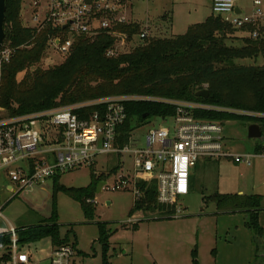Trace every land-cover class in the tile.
Wrapping results in <instances>:
<instances>
[{
	"label": "trees",
	"instance_id": "obj_1",
	"mask_svg": "<svg viewBox=\"0 0 264 264\" xmlns=\"http://www.w3.org/2000/svg\"><path fill=\"white\" fill-rule=\"evenodd\" d=\"M23 1L6 0L4 43L13 52L1 69L0 107L7 115L28 114L112 96L158 97L264 112V65L235 63L240 59L264 56V34L252 39L245 35L250 33L251 27L243 29L246 31L243 34L244 31L233 28L220 16L211 13L204 21L190 25L183 34L139 38L140 26L132 22L121 25L118 30L125 33L131 42L138 37L137 43L124 47L116 57L105 54L107 48L115 43V38L107 34L81 35L74 40L61 63L41 68L38 64L53 29L46 27L36 32V29L24 26L21 18ZM161 19L165 23L171 21L168 13ZM228 40L240 45H229ZM20 73L23 77L18 79ZM204 87L208 90V97L195 96ZM124 107L126 119L116 129L120 147L128 143L135 128L152 118L173 116L176 111L172 104L142 99L125 101ZM94 109V106H89L75 110V113L86 117ZM194 115L213 121L247 119L258 123L264 135L262 119L210 111H196ZM119 166H114L107 174H116ZM60 175L51 178L53 202L57 190L63 189L79 200L89 217L94 205L86 200H93L98 183L105 181L107 175L91 171L89 185L80 188H63L57 183ZM139 188L141 196L134 199L130 214L156 210L167 215L174 213L173 206L157 203L155 180L142 181ZM209 199L216 202L218 209L245 213V226L254 233L256 242L262 238L260 196L231 193L215 194ZM98 225L101 231L99 240L105 251L107 234L103 223ZM18 231L22 242L50 238L54 245L68 243V240L60 238L55 210L48 219ZM103 264H109L105 254Z\"/></svg>",
	"mask_w": 264,
	"mask_h": 264
},
{
	"label": "built area",
	"instance_id": "obj_2",
	"mask_svg": "<svg viewBox=\"0 0 264 264\" xmlns=\"http://www.w3.org/2000/svg\"><path fill=\"white\" fill-rule=\"evenodd\" d=\"M31 1L34 25L28 26V21L23 25L36 32L51 27L53 34L48 41L61 54L67 55L74 40L81 35L107 34L115 38V43L106 50L107 57H116L131 44L118 27L137 21L132 15L136 0H44L42 5L40 1ZM263 5L262 0H252L251 11L245 13L236 11L235 0H212L211 10L233 28L251 27L249 36L257 39L264 34ZM143 25L139 24V38L149 36L147 24ZM12 52L8 44L3 43L0 47V88L1 69ZM139 99L174 105L175 114L167 117L173 124L149 129L143 146L134 147L129 139L120 147L116 129L126 119L124 102ZM89 106L95 109L86 117L75 113V110ZM196 111L224 112L264 120V112L144 96H112L28 114H5L0 117V174L9 180L6 190L16 195L57 174L92 165L100 154L128 155L132 162L131 172L121 170L118 174V170L113 183L105 181L102 189L131 187L134 199H138L141 196L139 183L155 180L157 203L173 206L171 216L179 217L183 210L179 198L189 193L191 168L200 158L230 159L247 164L256 157L264 159V137L253 153H233L226 147L223 121L198 118L194 115ZM86 201L95 204L94 200ZM26 243L21 241L18 228L4 219L0 223V264H73L76 256L71 243H51L46 255L34 257L25 251Z\"/></svg>",
	"mask_w": 264,
	"mask_h": 264
},
{
	"label": "rangeland",
	"instance_id": "obj_3",
	"mask_svg": "<svg viewBox=\"0 0 264 264\" xmlns=\"http://www.w3.org/2000/svg\"><path fill=\"white\" fill-rule=\"evenodd\" d=\"M37 1L41 5L44 2ZM251 1L235 0L236 5L243 7L245 13L250 9ZM32 2L24 0L21 8L22 23L28 21V26L34 25ZM211 2L212 0H136L132 15L140 26L147 24L149 36L170 37L183 34L190 25L204 21L211 14ZM165 13L169 14L170 23L162 21L161 17ZM136 39L131 44L135 45ZM227 43L240 45L230 40ZM66 56L51 47L48 41L38 65L49 68L61 63ZM235 63L260 66L264 65V56L240 59ZM22 77L23 73H20L18 79ZM5 114V110L0 111V117ZM172 124L170 118L165 121L152 118L131 132L130 144L134 147L143 146L149 129ZM250 124L247 119L222 122L226 147L232 152H254L259 142L248 137L247 128ZM117 165H120L118 170L131 172L132 162L128 155L100 154L92 165L61 173L57 183L63 188L87 187L91 171H94L96 174H106L105 181L112 184L115 177L108 175V172ZM1 174L0 223L5 219L18 230L27 229L48 219L55 210L60 238L74 243L79 251L73 259L74 264H103L104 254L109 264H264L263 158L251 159L250 165L235 163L229 159L213 161L200 158L198 164L191 168L192 189L186 196L179 198V206L183 210L181 217L177 218L159 210L135 211L130 214L134 197L132 188L129 187L95 192L93 212L89 215L92 218L89 219L79 200L63 189L57 190L53 202L51 178L12 195L6 190L9 180ZM238 190L263 196L259 210V223L263 229L260 242H256L254 233L245 226L244 214L225 213L228 211L218 209L216 202L208 199L217 192ZM99 223H103L107 234L108 246L105 251L99 240ZM51 243L49 238H43L29 241L24 248L34 257H41L48 253Z\"/></svg>",
	"mask_w": 264,
	"mask_h": 264
},
{
	"label": "water",
	"instance_id": "obj_4",
	"mask_svg": "<svg viewBox=\"0 0 264 264\" xmlns=\"http://www.w3.org/2000/svg\"><path fill=\"white\" fill-rule=\"evenodd\" d=\"M238 12V8L236 9ZM5 12H6V0H0V47L4 43L5 39V32H4V20H5ZM208 90L207 89H201L195 93V96L207 98L208 97ZM247 135L251 139H261L262 138V132L259 124L257 123H251L247 128ZM105 181H101L97 185L96 192H100L102 190V187L104 186Z\"/></svg>",
	"mask_w": 264,
	"mask_h": 264
},
{
	"label": "crops",
	"instance_id": "obj_5",
	"mask_svg": "<svg viewBox=\"0 0 264 264\" xmlns=\"http://www.w3.org/2000/svg\"><path fill=\"white\" fill-rule=\"evenodd\" d=\"M237 7H238V9L239 10H241V11H245L244 9H243V7H241V6H238L237 5ZM263 8H264V5H263ZM251 9H252V1H251V7H250V9L249 10H247V12H250L251 11ZM211 13H212V10H211ZM242 31H244V30H242ZM246 33V31H244L243 32V34H245ZM245 35H249V33L248 34H245ZM258 124V123H257ZM262 132V131H261ZM262 138L264 137V135H263V133H262ZM261 138V139H262ZM260 139V140H261ZM255 140H258V142H260V140L259 139H255ZM257 147H259V143L255 146V148H254V150L257 148ZM231 152H232V150L230 149V148H228ZM233 153H235V152H233ZM236 154H240V153H236ZM241 154H246V153H241ZM200 160V159H199ZM199 160L196 162V165L198 164V162H199ZM221 160V159H220ZM230 160V159H229ZM213 161H219V160H213ZM230 161H232V160H230ZM232 162H234V161H232ZM206 164H209L208 162H205ZM244 164H247V163H244ZM251 164V163H250ZM250 164H247V165H250ZM195 165V166H196ZM120 171L121 170H119V172H118V174L120 173ZM189 184H190V187H189V190L190 189H192V186H193V180H192V175L190 174V180H189ZM231 193H236V194H239V195H252V193L251 194H246V193H244L242 190H238L237 192H226V193H219V192H217L216 194H231ZM215 194H213L212 196H214ZM255 195H258V196H260V198H261V201L263 200L262 198H263V196H262V194H259V193H257V194H255ZM209 197H211V196H209ZM209 199V198H208ZM261 204V203H260ZM217 207V206H216ZM261 207V206H260ZM225 213H232V212H225ZM237 213H241V214H244L245 215V213H242V212H233L232 214H237ZM246 216V215H245ZM172 217V216H171ZM179 217H181V215L179 216ZM177 218V217H176ZM261 239V238H260ZM260 239H258V242H260ZM68 243H71V242H68ZM74 247H75V249H76V256L78 255V253H79V251L77 250V248H76V246H75V244L74 243H71ZM262 251V250H261ZM73 264H74V261H73Z\"/></svg>",
	"mask_w": 264,
	"mask_h": 264
}]
</instances>
